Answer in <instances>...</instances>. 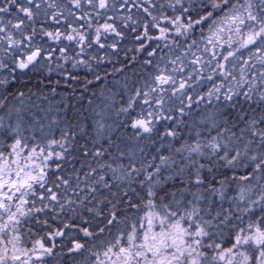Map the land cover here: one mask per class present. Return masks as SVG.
I'll use <instances>...</instances> for the list:
<instances>
[{
	"label": "snow or ice",
	"instance_id": "snow-or-ice-1",
	"mask_svg": "<svg viewBox=\"0 0 264 264\" xmlns=\"http://www.w3.org/2000/svg\"><path fill=\"white\" fill-rule=\"evenodd\" d=\"M0 264H264V0H0Z\"/></svg>",
	"mask_w": 264,
	"mask_h": 264
}]
</instances>
